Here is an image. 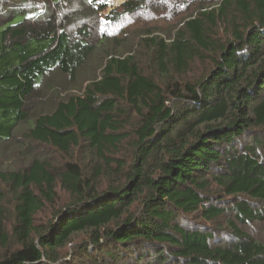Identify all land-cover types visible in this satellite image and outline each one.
I'll return each mask as SVG.
<instances>
[{
	"label": "trees",
	"instance_id": "1",
	"mask_svg": "<svg viewBox=\"0 0 264 264\" xmlns=\"http://www.w3.org/2000/svg\"><path fill=\"white\" fill-rule=\"evenodd\" d=\"M70 1L0 0V153L27 122L24 138L90 158L0 169V264H264V0H197L167 34L133 37L146 65L108 49L82 92L28 121L110 41L92 21L110 0H76L72 30ZM189 1L123 0L101 21L166 18L167 2ZM198 62L200 76L184 78ZM58 183L71 199L38 223Z\"/></svg>",
	"mask_w": 264,
	"mask_h": 264
},
{
	"label": "rangeland",
	"instance_id": "2",
	"mask_svg": "<svg viewBox=\"0 0 264 264\" xmlns=\"http://www.w3.org/2000/svg\"><path fill=\"white\" fill-rule=\"evenodd\" d=\"M75 1L76 0L70 1V4H72V6L68 9L72 13H74L75 16L74 21H72V24L69 25L70 30H72L74 26L77 25V22L80 21L78 20L80 18V15H83L85 13L84 12L85 6L82 3L77 4ZM122 1L123 0H110L109 3H107V6L103 10H101V12L98 13L97 11H94L95 15L94 17H92V21L93 22L96 21L95 34L98 35L104 34L110 37L109 38L110 41L106 40L104 44H102L97 48L98 53L95 55L91 63L94 65L87 70L88 72L86 70H83V72L81 73V77H79L75 82H68L67 79L65 83H62V85L54 84L56 94L51 92L48 94L46 93L42 96L41 99L36 100L35 104L33 106H30L31 112L28 121L31 120L34 121V119L38 116V114L44 111V108L45 111L52 110L55 107V104L62 98V94L63 96H67L69 93L82 92L89 78L100 72L101 65L106 58V53L108 49L109 50L113 49L114 51H109V52H113L117 55H127L130 50L135 49L136 54H138V56L141 58V55L142 54L144 55L146 50L143 51L144 49L141 46H137L138 41H135L134 43L132 42L135 40L133 38L134 36L140 35L143 29L153 28L154 26H156L155 30H160V31L165 30L164 33L167 34L166 30H168L169 26L179 23L180 18L184 16L185 7L194 8L195 5H197V0H193L192 2L189 1L185 4L167 2L170 11L169 17L162 18L160 16L159 18L151 19V11H147L142 16L138 12L133 15L131 14V16L126 15L121 21L116 22L117 24L114 26L105 27V25L101 21V17H103L106 13H109V11L113 7L119 6L122 3ZM52 5L55 7V4L52 3ZM159 5H161V3L158 4L156 7H158ZM86 7L91 8L90 4H87ZM64 12H67V10ZM89 19L90 18L83 16L80 24L83 23L85 20L86 22L89 21ZM127 34H130L133 39H129L125 41L123 44L110 45V42L112 41L111 38L118 37V39H121L124 38ZM142 60L139 61V64L140 65L142 64L143 66L146 65L147 62H145L144 59ZM205 68L206 65L204 63L198 62L196 65L194 64L192 66L190 70L191 72L190 77L189 75H186L184 76V78L195 80L200 76V73H202L205 70ZM89 71H94L95 74L94 73L89 74ZM53 78L57 79L59 78V76H54ZM61 78H59L58 80H61ZM47 79L49 80V77ZM127 117L129 116L127 115L124 118ZM129 124L131 126L125 128L128 137L124 140L123 145L121 147V152H119L118 155H129L128 142L132 137L128 134V132H132L135 125L137 124V119L134 118L133 116H130ZM28 126L29 123L27 122L22 123L17 130L16 137H18V139L16 140H18V142L10 143L8 148H4L6 150L5 153H0V169L11 170V169L23 168L24 166L30 163L31 158L33 157H38L45 160L48 159V161H50L51 163V166L55 169L57 168L60 169L63 166V164L68 160H74V161L76 160L81 162L85 160L86 154L84 152H81V150H79V148L77 147L73 148L68 153L60 152L54 150L50 146L29 140V138H24V132L28 131ZM87 159L90 160V158H86L85 161H87ZM106 182H107V178L102 179V186H105ZM1 185L2 187L7 188V184L4 182H2ZM55 191L57 193L55 202H50L48 200H45V205L43 210L40 211L37 215L38 223L44 222L47 219H49L55 208H59L66 205L67 202L71 199L70 193H68L64 188H62L59 183ZM261 237L262 236L260 235L257 236V238L259 239Z\"/></svg>",
	"mask_w": 264,
	"mask_h": 264
}]
</instances>
